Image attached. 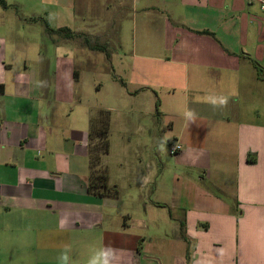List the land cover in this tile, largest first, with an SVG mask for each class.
I'll use <instances>...</instances> for the list:
<instances>
[{
    "label": "crops",
    "instance_id": "obj_1",
    "mask_svg": "<svg viewBox=\"0 0 264 264\" xmlns=\"http://www.w3.org/2000/svg\"><path fill=\"white\" fill-rule=\"evenodd\" d=\"M36 2L24 22L90 39L103 32L80 12L95 4L130 20L133 67L168 95L164 130L182 149L141 155L131 174L102 158L109 186L139 183L135 206L89 193L90 120L103 109L74 101L72 59L50 74L16 58L24 27H0V264H102L104 253L108 264H264V11L248 0ZM89 46L78 49L107 51Z\"/></svg>",
    "mask_w": 264,
    "mask_h": 264
},
{
    "label": "rangeland",
    "instance_id": "obj_2",
    "mask_svg": "<svg viewBox=\"0 0 264 264\" xmlns=\"http://www.w3.org/2000/svg\"><path fill=\"white\" fill-rule=\"evenodd\" d=\"M30 1L25 4L24 0H15L12 6L7 8L0 5V11L7 14L0 19V27L25 28V34L20 40L25 43L24 46L27 49L23 51L24 53L13 55H17V59L25 57L30 62L35 60L48 62L47 71L53 75L57 73L55 67L57 58L63 56L64 60L74 61V67L79 75V82L76 84L73 95L74 101L81 99L86 106L94 105L97 109H103L109 118L107 161L110 163L122 161L124 171L131 174L138 163L137 157L141 155L142 157L150 154L157 155L161 159L168 160L171 139L164 130L167 121L168 95L158 89L152 90L141 86L142 77L140 78L133 67L134 62L130 52L132 34L130 20L118 21L114 18V14L105 10L101 4V6L95 4V13L80 12L81 16L86 17L87 24L94 25V31L103 32V35L96 39L86 37L87 42L107 47V51L101 52L82 51L78 49L84 41L82 37L67 39L65 32L50 35L41 22L30 20L31 24L24 22L23 13L28 8L34 12L41 9L37 0ZM19 18L22 20L20 21ZM62 21L65 23L68 20ZM77 21L78 19L75 20ZM69 23L71 24V21ZM63 25L68 26L64 28L71 29L69 24ZM58 38L62 40V43ZM103 38H105V44H103ZM57 40L60 42L59 46H56ZM106 54L109 55V60ZM9 55L12 53L8 52L7 56ZM150 125L153 126V132H150ZM97 142L94 141L92 148ZM115 168L117 169V166ZM138 189L139 183H136L135 186L124 191L116 190L126 198V205L135 206L137 204L135 199L138 197L134 194ZM169 247L168 242L157 243V250L163 255Z\"/></svg>",
    "mask_w": 264,
    "mask_h": 264
},
{
    "label": "trees",
    "instance_id": "obj_3",
    "mask_svg": "<svg viewBox=\"0 0 264 264\" xmlns=\"http://www.w3.org/2000/svg\"><path fill=\"white\" fill-rule=\"evenodd\" d=\"M0 4L4 7L2 1ZM44 22V21H43ZM45 30L48 34H61L65 32V37L71 39L73 37H82L84 39V44L87 46L91 45L87 42V38L84 35H77L71 32L67 28L52 29L48 23L44 22ZM93 50H97L96 47H91ZM107 53V52H106ZM107 60H109V55H105ZM91 130L90 135L92 138H96L98 141L96 146H91L90 148V175L88 178L87 188L88 192L95 194L99 197H104L108 195H116L117 190L115 186H109L107 184V172L106 168L102 165V157H104L108 152V133H109V118L106 111L99 110L94 118L90 120ZM181 228H183L181 226Z\"/></svg>",
    "mask_w": 264,
    "mask_h": 264
},
{
    "label": "built area",
    "instance_id": "obj_4",
    "mask_svg": "<svg viewBox=\"0 0 264 264\" xmlns=\"http://www.w3.org/2000/svg\"><path fill=\"white\" fill-rule=\"evenodd\" d=\"M251 3H255L259 6L260 10L264 11V0H248ZM182 149V146L178 143H175L171 146H169V154L175 155Z\"/></svg>",
    "mask_w": 264,
    "mask_h": 264
},
{
    "label": "clouds",
    "instance_id": "obj_5",
    "mask_svg": "<svg viewBox=\"0 0 264 264\" xmlns=\"http://www.w3.org/2000/svg\"><path fill=\"white\" fill-rule=\"evenodd\" d=\"M103 255L105 256V258L103 259L102 264H108L107 253H104ZM90 264H98V260L96 258H93V260L90 261Z\"/></svg>",
    "mask_w": 264,
    "mask_h": 264
}]
</instances>
